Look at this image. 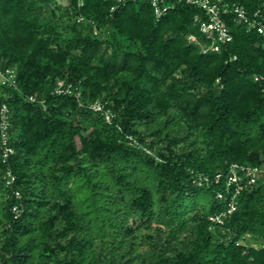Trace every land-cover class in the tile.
Here are the masks:
<instances>
[{
    "label": "trees",
    "instance_id": "16d2710c",
    "mask_svg": "<svg viewBox=\"0 0 264 264\" xmlns=\"http://www.w3.org/2000/svg\"><path fill=\"white\" fill-rule=\"evenodd\" d=\"M167 1L0 0V264H264L263 39L227 14L232 40L202 51L201 10Z\"/></svg>",
    "mask_w": 264,
    "mask_h": 264
},
{
    "label": "built area",
    "instance_id": "2783aa9c",
    "mask_svg": "<svg viewBox=\"0 0 264 264\" xmlns=\"http://www.w3.org/2000/svg\"><path fill=\"white\" fill-rule=\"evenodd\" d=\"M125 0H116V2H124ZM153 9V13L156 19L163 15L169 8L172 7V3L167 0H148ZM186 3L194 4L197 6L201 13L195 14L193 20L198 24L199 31L206 36L207 39L211 41L209 45L202 44V51L214 50L218 51V43H225L232 40V35L230 30L225 23L224 16L231 14L235 17L238 23H243L249 30L256 31L263 39L264 46V14L261 7H257L253 12L248 13V11L239 3L233 0H184ZM264 4V1H263ZM114 6L110 7L112 10ZM189 41L196 42L194 35L188 36ZM15 72L12 69L2 70L0 68V84L5 85H15ZM255 81L262 80L259 75L254 76ZM71 84L65 85L63 80H57L54 91L56 93H71ZM78 95V94H77ZM28 100L31 102H38L44 108V100L37 97L36 94L28 96ZM91 107L95 110L100 109V104L94 102ZM108 119V115H106ZM9 108L6 103L0 105V159L2 162H6L8 156L13 153V149L9 146ZM238 169L245 170L244 166H240L236 163H232L229 166L227 183L238 182L240 180V175L237 173ZM247 175H249L250 182H253L257 177L256 168H246ZM220 177L219 174L215 175V181ZM5 184L11 185L15 179L14 174L8 168L4 174ZM203 181L208 182V177H199L196 183L201 185ZM238 188V187H237ZM238 189H236V193ZM14 194L17 198L20 197V193L14 190ZM218 196H221L218 194ZM235 196V194H234ZM234 209V204L230 203L227 212L230 213ZM12 211L17 216L20 208L18 205L12 206ZM219 216L210 217L212 220H219Z\"/></svg>",
    "mask_w": 264,
    "mask_h": 264
},
{
    "label": "rangeland",
    "instance_id": "374dc122",
    "mask_svg": "<svg viewBox=\"0 0 264 264\" xmlns=\"http://www.w3.org/2000/svg\"><path fill=\"white\" fill-rule=\"evenodd\" d=\"M58 4H60L62 6H66L67 0H58ZM209 198H210V194L208 192L200 191L197 195V200H198L199 204L208 203Z\"/></svg>",
    "mask_w": 264,
    "mask_h": 264
}]
</instances>
